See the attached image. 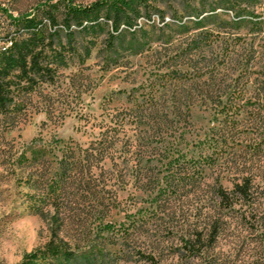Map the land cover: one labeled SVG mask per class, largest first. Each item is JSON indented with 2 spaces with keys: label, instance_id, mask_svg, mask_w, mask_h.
<instances>
[{
  "label": "rangeland",
  "instance_id": "rangeland-1",
  "mask_svg": "<svg viewBox=\"0 0 264 264\" xmlns=\"http://www.w3.org/2000/svg\"><path fill=\"white\" fill-rule=\"evenodd\" d=\"M35 23L56 73L0 113V264H45L52 216L87 264H264V0H0V51Z\"/></svg>",
  "mask_w": 264,
  "mask_h": 264
},
{
  "label": "trees",
  "instance_id": "trees-1",
  "mask_svg": "<svg viewBox=\"0 0 264 264\" xmlns=\"http://www.w3.org/2000/svg\"><path fill=\"white\" fill-rule=\"evenodd\" d=\"M99 6V3H94L87 8L73 10V21L79 25V21L87 19L91 14L98 10ZM33 26V33L31 36L21 40L9 39L10 45L0 51L1 114L8 113L10 104H12L14 98H19L40 89L42 90L43 86H50L54 83L53 81L56 72L50 61L47 60L44 52L45 43L42 31L40 30L41 25L35 23ZM67 33L70 35L69 32ZM46 113L48 115L50 113L49 110H47ZM36 143L37 142H33L28 148L34 151L37 149ZM40 149H37V151ZM41 150L44 151L43 149ZM18 162L21 166L28 164V166L35 167V172L30 173L26 181L29 186L35 185L36 187H39L40 178H35L34 175L38 169L40 170V167L44 166L42 161L35 156L29 159L21 155L18 158ZM60 163L61 165L66 164V162L62 161ZM59 175L62 176V174ZM60 176L59 180H50V184L47 187L50 186V189L52 188V190L49 191V194L59 192L61 188L59 184ZM231 193L241 199L247 198V184L235 185L234 189L231 190ZM217 196L225 207L230 205V199L226 191L219 189L217 191ZM43 200L47 202L49 201L48 198H44ZM53 201L56 203V196L52 199V202ZM60 230V221L52 216L49 225V241L45 244L41 255L32 254L29 256V262H31V259L40 257L43 263L46 262L45 264H87L85 258H81L71 251L70 248L67 247V244L59 237ZM104 259L107 261L111 260L109 256H106Z\"/></svg>",
  "mask_w": 264,
  "mask_h": 264
},
{
  "label": "built area",
  "instance_id": "built-area-1",
  "mask_svg": "<svg viewBox=\"0 0 264 264\" xmlns=\"http://www.w3.org/2000/svg\"><path fill=\"white\" fill-rule=\"evenodd\" d=\"M8 42V40H6L5 44Z\"/></svg>",
  "mask_w": 264,
  "mask_h": 264
}]
</instances>
